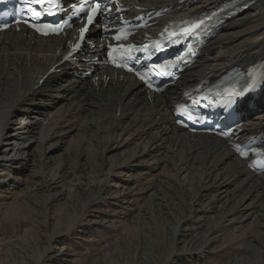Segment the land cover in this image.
<instances>
[{
  "label": "bare ground",
  "instance_id": "obj_1",
  "mask_svg": "<svg viewBox=\"0 0 264 264\" xmlns=\"http://www.w3.org/2000/svg\"><path fill=\"white\" fill-rule=\"evenodd\" d=\"M65 49L62 36L0 33V264H264V174L226 141L177 127L169 107L236 55L264 56V0L232 18L162 95L120 73L82 79L84 61L39 85ZM262 99L246 132L264 130ZM132 233L144 252L114 263V246L133 244Z\"/></svg>",
  "mask_w": 264,
  "mask_h": 264
},
{
  "label": "rangeland",
  "instance_id": "obj_2",
  "mask_svg": "<svg viewBox=\"0 0 264 264\" xmlns=\"http://www.w3.org/2000/svg\"><path fill=\"white\" fill-rule=\"evenodd\" d=\"M55 108V107H54ZM72 210V209H71ZM73 211V210H72ZM138 233H132V234H130L129 236L130 237H133L134 236V238H135V241L133 242V244L131 243V239H129V237H126L125 239H122L121 241H120V243H119V245H115L114 246V248H113V250H112V255H113V261H114V263H118L117 261H119V262H124V260L125 261H127V253H130V252H132L133 250H139V252L141 251H143L144 252V247H146L147 246V244H146V242H143V241H145V238L144 237H142V234L141 235H137ZM140 240V241H139ZM127 244H126V243ZM139 242V243H138ZM129 243V244H128ZM137 243V244H136ZM143 243H145V246L143 247ZM140 244V245H139ZM142 244V245H141ZM124 245L126 246V247H124ZM122 249H121V248ZM140 247V248H139ZM124 248V249H123ZM120 249V250H119ZM119 251V252H118ZM126 251V252H125ZM122 252V253H121ZM123 252H124V254H123ZM119 254V255H118ZM116 255H117V258H116ZM123 255L125 256V257H123ZM115 256V257H114ZM122 256V257H121ZM122 258V259H121ZM91 260H90V262L88 263V264H91V263H96L97 261L98 262H100V259H98V258H96V257H92V258H90ZM93 259V260H92ZM117 259V260H116ZM119 259V260H118ZM95 260V261H94ZM115 260H116V262H115ZM113 261H112V263H113Z\"/></svg>",
  "mask_w": 264,
  "mask_h": 264
},
{
  "label": "snow or ice",
  "instance_id": "obj_3",
  "mask_svg": "<svg viewBox=\"0 0 264 264\" xmlns=\"http://www.w3.org/2000/svg\"><path fill=\"white\" fill-rule=\"evenodd\" d=\"M100 9V4L99 3H97L96 4V8L93 10V11H96V10H99ZM91 16L89 17V22L91 21ZM46 27H48V26H46ZM83 31V30H82ZM46 34V33H45Z\"/></svg>",
  "mask_w": 264,
  "mask_h": 264
}]
</instances>
